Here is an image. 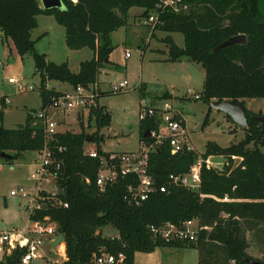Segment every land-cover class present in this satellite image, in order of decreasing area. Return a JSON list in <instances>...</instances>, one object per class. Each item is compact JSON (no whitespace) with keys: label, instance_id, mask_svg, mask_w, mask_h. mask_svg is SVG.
<instances>
[{"label":"trees","instance_id":"trees-1","mask_svg":"<svg viewBox=\"0 0 264 264\" xmlns=\"http://www.w3.org/2000/svg\"><path fill=\"white\" fill-rule=\"evenodd\" d=\"M159 1L62 0L61 8H43L39 0H0L2 36L12 42L20 57L26 54L32 57L34 73L40 79L41 100L39 111L29 109L23 123L5 127L2 108L6 96H0V158L12 162L25 151L44 147L45 118L40 113L62 93L47 87L48 80L74 87L95 82L103 66L117 68L109 60L114 48L111 33L127 24L131 7L142 8L143 18L157 9L158 19L152 31L179 32L183 36L182 46L169 34L163 38L167 45L166 61L187 57L203 67L204 82L198 99L239 101L247 118L244 137L227 146L207 141L201 153L185 146L172 152L169 142L162 141L148 152L147 158L154 190L140 204L129 205L124 194L129 184L136 183L135 176H119L99 191L96 185L99 158L83 152L89 138L99 154H109L101 149L104 135L99 131L109 126L111 114L97 103L88 112L87 126L92 122L95 126L92 133L85 131L82 116L78 114V132L65 130L55 134L56 143L64 146V151L55 152L62 159L57 183L68 206L46 208L31 218L49 215L56 232L63 236L66 259L62 264H95L96 255L118 252L124 254L121 264H133L135 252H150L157 247L195 248L197 264H264V257L248 253L249 234L264 246V152L260 149L264 146V128L252 117L262 113L244 104L245 98H264V13L260 0H182L186 8L179 12L158 8ZM39 14L52 15L64 28V41L69 49L91 50L92 56L82 60L77 71H72L67 61L48 60L36 50L31 31L37 26ZM239 34L245 35L244 44L234 43L214 50ZM208 118L209 111L204 125ZM159 121L158 115L139 119L141 144L153 141L150 132L157 130ZM3 152L8 156L2 157ZM208 156H223L228 162L221 168L202 163L198 188L176 183L170 177L187 173L198 158L204 160ZM236 156L241 161L233 165ZM189 219L200 227L194 240H164L149 230L150 225L167 221L177 225ZM107 225L116 229V236L104 234L103 227ZM24 252L25 248L15 247L3 254L0 264H16Z\"/></svg>","mask_w":264,"mask_h":264},{"label":"rangeland","instance_id":"rangeland-1","mask_svg":"<svg viewBox=\"0 0 264 264\" xmlns=\"http://www.w3.org/2000/svg\"><path fill=\"white\" fill-rule=\"evenodd\" d=\"M40 1V0H39ZM41 5V2H40ZM260 7L264 13V0H260ZM119 27L111 33V44L114 46L109 54L112 63L117 64V69H110L106 74H99L103 82L99 85L102 94L99 99L101 104L111 114L109 126L100 129L104 135L100 146L108 152H131L139 149V105L142 99L151 103V96H139V83L143 81L149 90L146 94L158 95V104L168 102L172 104L185 118L187 133L185 140L189 146L201 153L204 151L207 141H214L221 146L236 143L244 137V130L228 119L222 111L210 108L207 102L195 99L187 93L186 88L198 95L204 82V69L194 61L183 60L178 62L162 60L167 52V45L163 41L166 35H171L178 46L183 45V36L179 32L167 33L155 30L150 34L147 26L132 23ZM148 25V24H147ZM150 28L151 25H148ZM31 38L35 40V48L46 55L48 60L54 62L67 61L71 70H77V64L81 60L88 59L92 52L87 47L81 49H69L64 41V28L59 25L52 15L41 14L37 18V26L31 31ZM148 45L146 43L148 42ZM128 52L129 55L125 56ZM186 58V59H185ZM15 77L20 81L31 84V91L17 92L14 85L9 84L8 77ZM127 81V87L123 91L111 93L109 86L122 80ZM40 79L34 73L32 57L29 54L20 57L12 42L0 38V94H7L9 98L2 124L14 127L25 120L29 109L39 111L41 100L39 96ZM67 89L66 84L57 80H48L47 87ZM167 96H164L166 95ZM4 96V95H2ZM98 99V103H99ZM245 106L264 115V98H245ZM209 111L208 123L203 124ZM77 110L57 113L53 107L48 110L47 117L57 121L60 130L79 131L77 122ZM85 131L92 133L95 130L94 123L87 126L86 115L82 117ZM189 135V138H188ZM86 148L95 147L94 143L86 142ZM264 152V146H260ZM35 151H25L19 158L8 162L0 158V233L21 228L28 224V215L25 210L26 197L10 195V191L23 187L26 191H34V180L30 177L36 168ZM217 168L228 160L223 156L211 158ZM241 161L240 157H233V165ZM104 234L116 236L115 228L107 225L103 227ZM41 252L44 257H35L29 264H48L57 261L61 264L63 258L59 252L51 250L47 237L42 238ZM4 253H10L7 244H0V259ZM248 253L253 257H264V246L259 239L249 234ZM198 252L195 248H162L157 247L150 252H135L133 264H197ZM59 261V262H58ZM17 264V263H16Z\"/></svg>","mask_w":264,"mask_h":264},{"label":"built area","instance_id":"built-area-1","mask_svg":"<svg viewBox=\"0 0 264 264\" xmlns=\"http://www.w3.org/2000/svg\"><path fill=\"white\" fill-rule=\"evenodd\" d=\"M71 1L76 2V0ZM164 7H168L174 12H179L184 10L186 5L183 4L182 0H160L158 8ZM158 12L159 10L157 9L151 11L147 17L143 18V22L153 26L158 19ZM125 55L128 56L129 53L126 52ZM7 81L9 84L14 85L17 92L34 89L33 85L22 82L20 79L12 76L8 77ZM126 87L127 81L124 79L117 83H111L109 92L123 91ZM61 92V95L54 99L52 104L40 113H44L46 140L44 147L35 151L37 154L35 158L37 166L30 176L34 180V191L30 193L21 186L10 191V195H21L27 198L25 210L28 215V224L21 228H14L0 233V244H7L10 251L15 247L25 248V252L16 259L17 264H29L35 257L43 258L44 254L40 248L42 238L48 237L53 241L60 234L56 232L55 224L51 222L49 215H44L41 219H32L31 216L46 208L68 206L67 201L63 199V190L57 183L62 159L55 154V152L64 151V146L58 145L55 140V134L63 130L59 129L57 121L47 117L48 110L51 107L57 113L77 110L82 117L86 115V124L88 112L91 107L96 106L98 103L96 97L102 91L96 80L91 84H78L69 90ZM187 93L189 95L193 94L195 99L199 98V95L190 89H187ZM4 101L6 103L8 99L4 98ZM155 115L159 116L160 121L157 130L150 132L153 141L149 144L142 143L136 151L109 152L107 156H104L99 154L95 147L86 148L84 145V154L99 158L100 164L96 176V185L99 191H103L106 185L115 182L119 176L133 174L136 178V183L127 186L124 199L129 205L136 206L147 197L150 191L154 190L153 180L147 171L148 152L164 140L169 142L172 152L181 150L183 146L187 149H192L185 140L187 132L185 124L182 123L184 119L181 113L168 102L148 104L142 99V103L140 102L139 105V119ZM53 141L54 143L51 145ZM202 163L207 167H217L211 161V156H208L204 160L198 158L187 173L177 176L170 175V177L176 183L196 189L200 183V168ZM85 180L89 181L88 178H85ZM160 190H164V188L160 187ZM199 228L197 222L193 219L185 220L177 225L167 221L160 225L149 226V230L153 236H159L164 240H194ZM51 250L59 252V256L63 258V261L66 259L64 240L57 243L55 248ZM123 259L124 254L122 252H118L117 254L101 253L95 256V264H121ZM56 262V260H51L48 264H55ZM60 263L62 264L63 262L61 261Z\"/></svg>","mask_w":264,"mask_h":264},{"label":"water","instance_id":"water-1","mask_svg":"<svg viewBox=\"0 0 264 264\" xmlns=\"http://www.w3.org/2000/svg\"><path fill=\"white\" fill-rule=\"evenodd\" d=\"M41 6L43 8H61L62 7V0H40ZM234 43L244 44L245 43V35L239 34L233 37L228 38L227 40L223 41L222 43L218 44L214 50H218L220 48L232 45ZM210 108H214L217 110L222 111L225 115H227L230 120L240 126L241 128L246 127L247 118L243 109L242 104L239 101L234 99H224V98H216L212 99L207 102ZM257 121L260 122L261 127L264 128V115H253ZM147 132V131H146ZM147 134V133H146ZM87 141H90L87 138ZM2 157L8 156V153H1ZM237 165V164H236ZM63 241V236L58 234L56 238L52 241L53 248H55L56 244ZM255 264H259L255 262Z\"/></svg>","mask_w":264,"mask_h":264},{"label":"crops","instance_id":"crops-1","mask_svg":"<svg viewBox=\"0 0 264 264\" xmlns=\"http://www.w3.org/2000/svg\"><path fill=\"white\" fill-rule=\"evenodd\" d=\"M143 11V9L142 8H140V7H131L129 10H128V19H127V24H129L130 22H129V20L131 19V21H132V23L134 24H136V22L137 23H140V24H143V25H145V26H147L148 27V29L150 30V34L151 35H154V32L152 31V27L150 28L147 24H145L144 22H143V17H140V14H141V12ZM39 15H41V14H39ZM39 15H37V18H38V16ZM126 24V25H127ZM117 30V29H116ZM116 30H114V31H116ZM113 31V32H114ZM112 32V33H113ZM3 36H2V33H1V31H0V38H2ZM4 39V38H3ZM148 43H149V40H148V42L146 43V45H148ZM126 54V53H125ZM126 56V55H125ZM166 58H167V52H166V54H165V56L162 58V60H166ZM187 58V57H186ZM185 58V59H186ZM110 60V59H109ZM181 60H183V58H181V59H179V60H177V61H173V62H178V61H181ZM186 60H189L188 58L186 59ZM82 61V60H81ZM81 61H79L78 62V64H77V70H78V68H79V63L81 62ZM111 62V61H110ZM112 63V62H111ZM68 65H69V62H68ZM69 68H70V66H69ZM71 69V68H70ZM110 69H117V68H114V67H112V66H103V67H101L100 68V72H99V74H106V73H108V70H110ZM76 70V71H77ZM73 71V70H72ZM99 74H98V76H97V84L98 85H100L102 82H103V80L101 81V79L99 78ZM62 84H66L67 86H68V88L67 89H57L56 88V86H54L55 87V89L56 90H59V91H66V90H69L70 88H71V86L69 85V84H67V83H63L62 82ZM46 85H47V83H46ZM138 88H139V96H140V92H142V97H144V96H148V95H152L151 96V98H150V100H151V103H156V104H158V101H159V99H157V97H158V95H155V94H153V93H150V94H146L147 92H149V90L146 88V85H145V83L143 82V81H140V83H139V86H138ZM186 89H190L189 87L188 88H186ZM194 92V91H193ZM2 95H4V96H6L7 94H0V96H2ZM8 100H9V98L8 97H6ZM7 103L8 102H6V105H7ZM99 104H101V102H100V99H99ZM181 113V112H180ZM182 115V114H181ZM4 117H5V110H4V113H3V119H2V121H4L5 119H4ZM182 117H183V115H182ZM183 119H184V124H185V129H186V132H187V125H186V121H185V118L183 117ZM5 127H8V126H5ZM13 127V126H12ZM188 134V133H187ZM188 138H189V135H188ZM106 152H108V151H106ZM213 156H211V158H212ZM117 235V234H116ZM47 239H48V241H49V244H50V246H51V249L53 248V245H52V241L47 237ZM162 248H167V247H162ZM156 249V248H155ZM154 249V250H155ZM170 249H176V248H170Z\"/></svg>","mask_w":264,"mask_h":264}]
</instances>
